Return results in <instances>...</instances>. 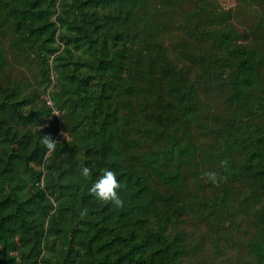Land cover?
Returning a JSON list of instances; mask_svg holds the SVG:
<instances>
[{"label": "trees", "instance_id": "16d2710c", "mask_svg": "<svg viewBox=\"0 0 264 264\" xmlns=\"http://www.w3.org/2000/svg\"><path fill=\"white\" fill-rule=\"evenodd\" d=\"M236 1L0 0V264H264V0Z\"/></svg>", "mask_w": 264, "mask_h": 264}, {"label": "clouds", "instance_id": "9594fccd", "mask_svg": "<svg viewBox=\"0 0 264 264\" xmlns=\"http://www.w3.org/2000/svg\"><path fill=\"white\" fill-rule=\"evenodd\" d=\"M40 143L48 150V152H54L56 148L57 142H55L50 136L44 135L41 136ZM228 161L222 160L220 161L221 167H226ZM80 175L85 180H90L92 176V170L89 167H82L80 170ZM202 178L205 179L206 182L212 183L214 186H219L220 178L215 172H204L202 174ZM121 188V184L119 183L116 174L105 168L102 170L99 178L92 184L89 189L90 195H92L96 201L102 204H112L116 208H121L124 206V200L118 195V189ZM88 214V210L84 209L81 212V218Z\"/></svg>", "mask_w": 264, "mask_h": 264}, {"label": "rangeland", "instance_id": "374dc122", "mask_svg": "<svg viewBox=\"0 0 264 264\" xmlns=\"http://www.w3.org/2000/svg\"><path fill=\"white\" fill-rule=\"evenodd\" d=\"M219 4L221 8L223 9L233 8L236 5H239V3L236 0H219ZM240 6H241L242 13L247 16V19L245 20V22H248V21L250 22L251 16L253 15V11L245 4H240ZM45 99L48 100L47 95H45ZM47 102L50 103V101H47Z\"/></svg>", "mask_w": 264, "mask_h": 264}]
</instances>
